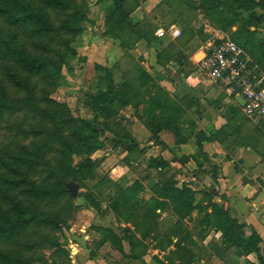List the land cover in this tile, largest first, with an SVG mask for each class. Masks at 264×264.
I'll return each instance as SVG.
<instances>
[{"label":"trees","instance_id":"16d2710c","mask_svg":"<svg viewBox=\"0 0 264 264\" xmlns=\"http://www.w3.org/2000/svg\"><path fill=\"white\" fill-rule=\"evenodd\" d=\"M124 1H117L119 7ZM200 7L209 17L216 14L214 21H224V30L239 22L231 39L251 54L250 65L258 76L264 56V39L258 36L260 28H264V0H201ZM228 10L232 19L225 16ZM85 18L86 10L78 0H0V135L8 117L21 115L9 126L14 134L0 145V264L47 262L44 253L38 254L39 249L51 250L54 264H72L69 250L57 235L78 208L68 184L73 180L82 186L86 179L95 176L99 161L91 158L95 148L89 141L109 126L105 122L97 130L85 121L89 130L84 131L83 119L75 117L66 104L50 98L49 92L60 83L63 66L76 53L73 41L82 33ZM253 26L255 30L251 29ZM141 77L140 86L148 85V96L140 97L136 103L138 107L143 105L141 112L137 108V115L152 137L158 138L162 130L168 129L174 133L177 144L188 141L183 130L186 124L191 127L193 121L186 117L183 104L148 72L144 71ZM108 80L107 88L98 90L91 102L106 119L115 114L118 100L127 104L131 95L126 87L114 82L111 74ZM242 110L240 104L232 108L235 114ZM121 137L128 143L124 164L134 168L131 154L142 156L144 150L128 131ZM212 139L204 132L197 133L198 150L191 157L199 169L209 160L204 148L205 142ZM120 144L117 142L115 147ZM189 158L183 156L181 161ZM147 167L157 169V176L151 171L130 184L112 181L117 192L106 206L96 196L82 195L97 210L112 211L119 223L126 224L118 230L112 226H92L101 234L96 248L109 242L124 253L123 242L127 241L131 252L128 257L133 259L142 258L152 245L166 252L164 259L156 256L158 264H199L205 248L195 240L187 223L198 210L202 214L201 225L222 231L223 251L216 242L209 248L219 254L230 249L242 256L256 253L259 262L248 264H264L262 237L257 231L247 235L245 225L229 209L213 201L215 189L205 194L207 204L202 205L204 200L196 202V191L190 183L179 186L166 161L150 158ZM210 172L216 174V166ZM150 178L158 179V183L146 191L144 182ZM167 211L176 220L170 229L162 231L161 217ZM90 256H95L94 250Z\"/></svg>","mask_w":264,"mask_h":264},{"label":"rangeland","instance_id":"374dc122","mask_svg":"<svg viewBox=\"0 0 264 264\" xmlns=\"http://www.w3.org/2000/svg\"><path fill=\"white\" fill-rule=\"evenodd\" d=\"M117 1L78 0L86 10V18L81 23L82 33L73 41L76 53L63 66L60 83L49 92L50 98L66 104L75 117L83 119L81 126L84 131L89 130L85 121L94 124L97 130H101L102 123L106 122L109 126L89 141L90 146L95 148L91 158L99 161L95 176L86 179L82 186L76 181H70L78 184V195L74 196L78 208L68 225L58 231L57 235L69 250L72 264H79L76 256L79 246L91 242L94 230L92 226H98L97 224L106 220L109 224L113 223L106 211L97 210L82 195L89 193L96 196L102 200V205L106 206L110 197L117 192V186L112 181L120 185L131 183L132 179L130 180L123 169L114 174L112 168L123 167L124 158L128 154V143L122 140L121 134L128 131L134 137L131 130L132 121L138 112L137 108H141V105L138 107L136 103L140 97L148 96V85L140 86L142 73L148 72L155 80L160 74L185 77L186 74L182 75L184 69L179 72L170 67V60L179 61L181 66L185 65L192 71L196 69L200 72L188 56L184 55L185 50L190 51L189 54L194 55L196 61H200L204 58L203 50L207 48L208 42L217 39L215 35L206 32V28L211 26L222 30L226 33L225 37L231 38L232 33L239 27V22H235L228 29H222L224 21H214L216 14L214 18L206 15L200 7L201 0H125L122 7H119ZM190 3L197 7L191 6ZM257 12L260 13L261 9H257ZM242 14L248 15L245 12ZM225 16L233 18L229 10L225 12ZM172 23H176L177 28L181 30L180 37L174 40L157 36L158 28L168 29ZM252 30H255V27ZM108 74L112 75L118 86L126 87L131 95L127 104L118 100L114 105L115 114L106 119L91 102L98 90L107 88ZM20 118L21 115L18 114L7 118L4 123L6 127L1 131L0 145L14 134L9 126ZM117 142L121 144L115 147ZM130 157L137 173L143 174L140 161H144V156L133 153ZM77 161L78 157L75 156V162ZM200 173L199 171L198 174ZM208 250L209 253L214 252L211 248ZM41 253L48 257V261L42 264H54L51 250L39 249L38 254ZM247 256L239 255L230 249L225 253L222 264H240L244 258L245 264H248L252 261Z\"/></svg>","mask_w":264,"mask_h":264},{"label":"crops","instance_id":"0c3cea01","mask_svg":"<svg viewBox=\"0 0 264 264\" xmlns=\"http://www.w3.org/2000/svg\"><path fill=\"white\" fill-rule=\"evenodd\" d=\"M171 26L177 28L176 23H172ZM206 32L215 35L217 39L226 35L224 31L211 26L206 28ZM258 36L264 39V28H260ZM166 37L174 40L178 38L170 34ZM211 42L212 40L208 42V45ZM189 53L190 51L185 50L184 55H187L193 65L198 67L195 56ZM247 54L252 62L253 57L248 52ZM261 59L258 77L264 79V56ZM169 64L172 69L176 68L175 71L180 72L184 69L182 75L186 74L185 77H168L160 74L157 80L172 98L183 104L186 117L193 121L191 127L186 124L183 130L189 136L188 141L177 144L174 133L168 129L162 130L158 138L152 137V133L136 114L131 130L134 138L140 143V148L144 150L142 155L144 161H140L143 174L139 175L135 168L126 164H123V167H113L112 173L124 170L130 180L132 179V183L142 179L150 171L158 174L157 169H150L147 166L150 158H161L171 166L172 172L176 174L175 177L180 182V187L183 182L190 183L196 191V202L203 201L205 194L215 189L213 201L229 209L232 216L245 225L247 235L257 231L262 237L264 247V117H249L243 110L233 113L232 108L240 104L238 101L240 96L229 94L220 83L211 80L196 69L192 71L185 65L181 66L176 60H170ZM142 108L143 105L139 112ZM201 132H204L206 136H212L213 139L205 142L204 149L209 160L203 163L202 169H199L197 162L191 156L198 150L196 138L197 133ZM183 156H190V158L182 162ZM212 166H216V174L210 172ZM199 171L200 174H198ZM148 180L144 182L145 185ZM205 204H207L206 200L202 202V205ZM208 210L211 211V208ZM107 216L113 223L109 224L106 220L97 225L112 226L116 230L120 226H126L125 223L117 221L112 211H109ZM201 218L202 214L195 210L193 216L187 220L189 228L194 232L195 240L205 248L199 264H222L225 253H209L208 250L210 244L216 242L223 251L222 231L201 225L199 222ZM175 220L173 213L164 212L160 222L161 230L170 229ZM91 237L90 243L79 246L77 250L79 264H158L156 256L164 259L166 254L165 251L150 245L142 258L133 259L128 257L131 252L127 241L123 242V253L113 248L109 242L96 248V243L101 239V234L96 230H93ZM92 250L95 251L94 257L90 256ZM247 258L253 263L259 262L256 253H251ZM240 264H245V258Z\"/></svg>","mask_w":264,"mask_h":264},{"label":"built area","instance_id":"2783aa9c","mask_svg":"<svg viewBox=\"0 0 264 264\" xmlns=\"http://www.w3.org/2000/svg\"><path fill=\"white\" fill-rule=\"evenodd\" d=\"M158 37L181 35L174 26L156 30ZM251 59L245 49L230 37L213 40L198 61V69L211 80L220 83L229 94L245 100L243 111L249 117H264V79L254 74Z\"/></svg>","mask_w":264,"mask_h":264},{"label":"water","instance_id":"95a60500","mask_svg":"<svg viewBox=\"0 0 264 264\" xmlns=\"http://www.w3.org/2000/svg\"><path fill=\"white\" fill-rule=\"evenodd\" d=\"M238 101H239L240 105H242V106L245 103V100L243 98H239ZM157 183H158V181L155 178H150L148 180V182L146 183L148 190L152 189L155 185H157ZM69 187H70V191L73 194V196L77 197V195H78V184L75 182H71L69 184Z\"/></svg>","mask_w":264,"mask_h":264}]
</instances>
